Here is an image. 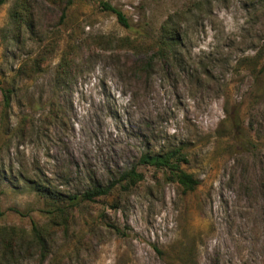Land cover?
<instances>
[{
    "label": "rangeland",
    "instance_id": "obj_1",
    "mask_svg": "<svg viewBox=\"0 0 264 264\" xmlns=\"http://www.w3.org/2000/svg\"><path fill=\"white\" fill-rule=\"evenodd\" d=\"M0 264H264V0L1 5Z\"/></svg>",
    "mask_w": 264,
    "mask_h": 264
},
{
    "label": "trees",
    "instance_id": "obj_2",
    "mask_svg": "<svg viewBox=\"0 0 264 264\" xmlns=\"http://www.w3.org/2000/svg\"><path fill=\"white\" fill-rule=\"evenodd\" d=\"M7 0H0V6L5 4ZM26 2H29V0H26ZM25 4L22 3L19 6V9H22V7ZM101 8L113 14L117 17L118 22L125 28L129 27V23L125 17V15L119 11L117 8L112 7L109 3H100ZM19 11H15L13 18L16 20H22L19 17ZM6 107L9 106V99L6 96ZM183 155L180 153L179 150H173L169 151L165 154H158L154 156H145L143 158V163L149 164L150 166H153L156 169L169 172V174L172 177V180L174 183H176L183 191L184 194H190L196 191V189L199 186L198 180H196L192 175L188 174L184 170L180 168V162L183 159ZM130 178H133L132 175H129ZM36 193L46 200L50 205V207L53 209V215L60 219V218H66L67 213L64 210L65 205H69L72 207H75L77 205L78 201H95L97 198L106 196L109 194V189H93L90 192H87L82 196V198L79 197H68L67 199L63 198L60 194H57L55 192L50 191V189L44 188V187H37L35 189ZM80 199V200H79ZM40 239V238H39Z\"/></svg>",
    "mask_w": 264,
    "mask_h": 264
}]
</instances>
